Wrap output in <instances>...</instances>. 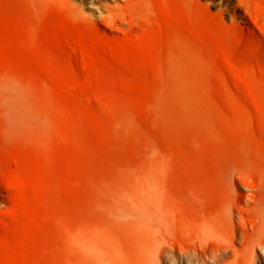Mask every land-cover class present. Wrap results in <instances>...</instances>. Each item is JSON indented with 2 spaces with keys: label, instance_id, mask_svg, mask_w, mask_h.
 <instances>
[{
  "label": "rangeland",
  "instance_id": "1",
  "mask_svg": "<svg viewBox=\"0 0 264 264\" xmlns=\"http://www.w3.org/2000/svg\"><path fill=\"white\" fill-rule=\"evenodd\" d=\"M238 3L0 0V264H264L247 220L264 134L246 104L249 73L264 109V41L234 22H264V0ZM176 50L206 64L212 109L181 68L173 83Z\"/></svg>",
  "mask_w": 264,
  "mask_h": 264
},
{
  "label": "bare ground",
  "instance_id": "2",
  "mask_svg": "<svg viewBox=\"0 0 264 264\" xmlns=\"http://www.w3.org/2000/svg\"><path fill=\"white\" fill-rule=\"evenodd\" d=\"M238 1H239L238 6H240L244 3V0H238ZM256 11L257 12L259 11L261 16L264 18V6H261ZM76 13H77V11H76ZM234 20H235L234 21L235 25L237 24L240 28H242L244 31H246L249 36H251L252 38L264 41V22H261L260 19H258V18L254 19L252 16V13L250 11H246L244 14H240L239 19L238 20L234 19ZM231 53H232L233 57L237 58V60L238 59L243 60L245 57H248V56H245L244 54L239 53L236 50H232ZM190 55H191L190 52H187L184 50H176L168 58V60H167L168 64L172 68L171 72H170V77L173 80V83H175L176 87L178 89H180L182 87V85H181V79H180L177 71H179V68H181V70H183L185 72L187 80H189L194 85H196L197 89L200 91L201 95H203L204 93H207L208 91L206 92L204 90V88L201 87L199 81L196 78V75H198V72H203L204 69L207 68V66H206V64L198 63L197 61H196L197 64H195L194 63L195 60H191V58L189 57ZM258 72L261 73L262 70L259 69ZM211 74L213 75V72ZM247 76H248V81H249V86H250L251 92H250V95L246 96V98H248V96H249V99H247L246 104H249L252 112L257 115L259 125L263 127L262 129H261V127H260V129L258 128V130H259L260 134H264V109L258 103L257 94H256L257 88H258V86H260V83L258 84L255 77H253L251 74L248 73ZM216 91H215V93H216ZM219 91H221V90L219 89ZM218 93L219 94L223 93V91L218 92ZM160 94H161V99L158 101L157 107L159 106V109L162 108L163 110H166V112L171 114V115L177 113V115L180 116V118H178V119L182 120L183 125H185V126L190 125L189 120H191V118L195 117L193 114L194 112L191 113L189 111V109H186V108L180 109V108L176 107L174 105V101H173V97H172L171 92H169L165 89H161ZM203 96L206 97V95H203ZM207 98H210V97H206L204 99L206 100ZM207 102H208V104L205 103L206 106L208 105L207 107L212 109L211 102L210 103H209V101H207ZM201 123L206 130H212L213 122L211 120L203 119L201 121ZM251 160H252V158H249L247 160V163L253 164V161H251ZM255 160L257 161L259 159H255ZM259 162L261 164H264V159L262 158V160H259L258 163ZM233 169L235 170V168H233ZM260 179H262V177H260ZM232 186L234 187L233 189H236L237 191L241 190V188L235 184H232ZM239 196L241 198L246 197L243 194H240ZM249 209H250L251 215L249 218H247V220H249L251 222L252 229H254L255 233L263 232L264 231V203H262V204L260 203L259 205L250 206ZM253 223H255V224L253 225ZM262 246L263 245H261L260 247H262ZM261 251H262V258H264L263 249Z\"/></svg>",
  "mask_w": 264,
  "mask_h": 264
}]
</instances>
